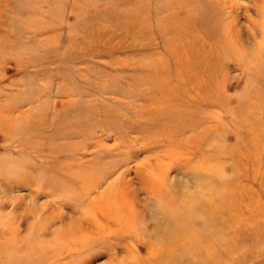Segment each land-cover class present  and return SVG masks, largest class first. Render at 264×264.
<instances>
[{"label":"rangeland","instance_id":"obj_1","mask_svg":"<svg viewBox=\"0 0 264 264\" xmlns=\"http://www.w3.org/2000/svg\"><path fill=\"white\" fill-rule=\"evenodd\" d=\"M0 264H264V0H0Z\"/></svg>","mask_w":264,"mask_h":264},{"label":"bare ground","instance_id":"obj_2","mask_svg":"<svg viewBox=\"0 0 264 264\" xmlns=\"http://www.w3.org/2000/svg\"><path fill=\"white\" fill-rule=\"evenodd\" d=\"M224 23V22H223ZM229 25H231V21H230V24ZM222 26V25H221ZM233 28V27H232ZM231 28V29H232ZM227 31H228V29H226ZM232 30H234V29H232ZM231 30V31H232ZM228 33V32H227ZM233 33H237V32H233ZM232 34V33H231ZM144 183V182H143ZM142 184V183H141ZM145 184V183H144ZM148 184V183H147ZM112 189V188H111ZM117 190V189H116ZM113 191V190H112ZM128 191V190H127ZM130 191V190H129ZM109 192H111V190H109ZM109 192H108V194H109ZM105 193H107V191L105 192ZM133 193V192H132ZM137 193V192H136ZM111 194V193H110ZM127 194H128V192H127ZM131 194V193H130ZM154 194V193H153ZM104 196V195H103ZM131 197V196H130ZM135 197V196H134ZM135 200H136V197H135ZM134 201V200H133ZM117 206V205H116ZM113 209V208H112ZM160 213V212H159ZM125 214V213H124ZM125 216V215H124ZM116 221H117V219H115ZM78 221H80V219L78 220ZM75 223H76V221H75ZM75 223L73 224V226L75 225ZM81 223V222H80ZM76 224H78V222L76 223ZM166 224V223H165ZM76 226V225H75ZM79 226V225H78ZM77 227V226H76ZM70 228V227H69ZM71 228H73V227H71ZM73 229H75V228H73ZM73 231V230H72ZM73 235V234H72ZM151 235H155V238L156 239H158V237L160 236V233H155V232H153Z\"/></svg>","mask_w":264,"mask_h":264}]
</instances>
